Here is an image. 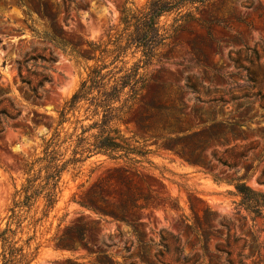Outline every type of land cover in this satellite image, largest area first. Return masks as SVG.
Returning a JSON list of instances; mask_svg holds the SVG:
<instances>
[{"label": "rangeland", "instance_id": "1", "mask_svg": "<svg viewBox=\"0 0 264 264\" xmlns=\"http://www.w3.org/2000/svg\"><path fill=\"white\" fill-rule=\"evenodd\" d=\"M22 1L25 6L20 0H0V110L11 112L10 98L20 112L0 123V224L25 180V163L41 151L59 108L96 62L87 42L107 41L119 28L123 7L136 9L146 0H77L67 21L60 7L59 23L79 54L42 39L48 28L37 13V0ZM224 5L233 13L226 26H211L212 38L192 22L141 69L147 86L119 127L150 153L133 165L95 154L65 172L59 201L38 229L34 245L39 251L31 264H100L91 251L107 253L113 262L108 264H264V219L237 207L234 185L249 164L246 183L264 192L258 181L264 168V0H217L202 17L216 15ZM50 51L56 61H30L29 71L22 66L34 87L41 72H51L52 81L35 94L22 82L18 61ZM155 94L157 107L146 109ZM169 113L180 116L185 133L169 134L166 125L175 123ZM185 134L188 139L178 146L168 139ZM98 182L104 202L124 204L133 192L145 197L147 206L129 209L127 222L81 206L78 201ZM197 217L212 234L206 249L191 227ZM76 228L84 233L82 241L72 248L57 245L59 238L69 244ZM226 238L230 255L217 249Z\"/></svg>", "mask_w": 264, "mask_h": 264}, {"label": "trees", "instance_id": "2", "mask_svg": "<svg viewBox=\"0 0 264 264\" xmlns=\"http://www.w3.org/2000/svg\"><path fill=\"white\" fill-rule=\"evenodd\" d=\"M76 1L37 0V13L48 28L44 30L43 36H40L42 39L48 40L63 51L71 48L73 52L79 54L77 48L65 37L58 20L61 14L59 8L62 7L65 10V21H67L72 5ZM216 1L146 0L136 9L123 7L119 28L113 35H109L107 41L87 42L93 53L92 58L96 62L89 69L79 87L59 108L56 124L50 126V134L42 138L41 151L24 165L25 180L20 188L15 190L7 215L3 218L4 224H0V264H31L36 259L39 244H34L38 237V229L56 207L60 198L63 175L71 167L95 154L123 159L131 165L144 161L150 151L144 146L135 145L131 138L121 132L119 127L120 123L125 122L128 113L138 102L143 89L147 86V75L141 72V69L147 68L161 53V49L167 45L168 41L178 32L187 30L190 23L203 25L210 38H212V25L226 26L228 16L233 13L231 6L224 5L218 9L216 15L208 18L202 17L204 12L214 7ZM20 3L25 6L22 0ZM26 12L31 14L32 10L27 8ZM234 20L242 21L240 17H234ZM251 51L257 57V51L255 49ZM137 55L139 56L136 57ZM130 56L136 57V60L131 62ZM37 60L52 63L56 61V56L50 51L49 56L31 55L18 61L22 82L31 87L35 94L38 88L52 81L51 72H41V79L34 87L31 81L22 75V66L29 71V62ZM8 101L11 112L7 109L0 110V123L4 116L15 118L20 114L12 99L9 98ZM158 103L159 100L155 94L151 103L145 104V108L154 109ZM12 110L17 113H13ZM168 115L175 120V123L169 121L165 127L169 130V134L185 133L187 129H182L180 116H174L172 113ZM136 122L149 130L150 125H145L144 121L137 119ZM188 137L189 135L185 134L176 137L169 136L168 139L177 141L176 146H178ZM176 152L187 161L196 163L181 151ZM244 168L245 174L236 178L234 183L236 193L240 196L237 207L254 217L264 219V192L257 191L246 183V177L252 167L246 164ZM215 179L217 180V177ZM258 181L264 183V168L258 176ZM100 185L99 182L95 183L90 190L84 193L78 203L101 215L125 222H127L129 209H143L147 206L145 203L147 199L136 197L133 192L124 204L115 205L104 202L99 193ZM139 200H143L144 203ZM210 214L208 211V216L205 218L208 225ZM219 223L227 228L222 221ZM191 227L206 249L207 241L212 235L209 226L208 229H203L197 217ZM68 229L70 231V228ZM74 231L76 234L68 238L69 244L59 238L57 245L72 248L84 239L81 229L76 228ZM215 232L216 236L222 240L223 233L219 229H215ZM237 239L235 238L234 241ZM227 246H229L228 238L217 243L219 251L230 255L231 252L225 250ZM91 253L97 254L100 264L113 263L104 251H91ZM239 262L243 264L242 260Z\"/></svg>", "mask_w": 264, "mask_h": 264}]
</instances>
